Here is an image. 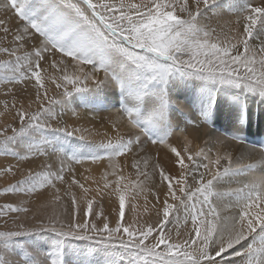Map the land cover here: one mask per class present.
Here are the masks:
<instances>
[{"label":"snow or ice","instance_id":"1","mask_svg":"<svg viewBox=\"0 0 264 264\" xmlns=\"http://www.w3.org/2000/svg\"><path fill=\"white\" fill-rule=\"evenodd\" d=\"M0 17V85L19 121L0 128V155L48 161L0 195L49 193L41 207L64 209L26 227L10 214L29 207L0 205V218L12 219L0 230V264H74L71 240L89 242L76 264H264V167L255 175L257 164L228 150L248 145L254 119L264 122V0H0ZM20 83L33 90L27 108L17 107ZM109 88L120 94L112 135L96 142L87 128L61 126L55 105L92 94L93 110H107ZM190 131L203 144L193 148ZM149 145L166 150L173 170ZM248 151L264 165V142ZM85 162H106L99 179L84 177L94 189L77 178ZM105 196L118 204L114 224L94 206ZM81 201L92 220H77ZM48 233L47 252L20 239Z\"/></svg>","mask_w":264,"mask_h":264},{"label":"bare ground","instance_id":"2","mask_svg":"<svg viewBox=\"0 0 264 264\" xmlns=\"http://www.w3.org/2000/svg\"><path fill=\"white\" fill-rule=\"evenodd\" d=\"M94 2H95V0H94ZM228 2H230V0H228ZM253 2L256 3V2H258V0H253ZM0 18H2V17H0ZM230 18L235 19L234 16H230L227 13L223 16V19H230ZM12 23L14 24L15 21L13 20ZM18 85H19V87H18ZM18 85L15 86L14 95L17 97V101H19V103L21 101H23V103L27 106L29 94H31L33 92L31 85L30 84L26 85L25 83L18 84ZM24 86L26 87V89H24V91H22ZM51 93H54V92H51ZM115 93H116V89H114V88L107 89L106 95H104V97H103V108H105L107 110H99V111L93 110L96 108L97 98H95L92 94H83V96L80 95V98H83L80 101H78L79 97L75 96V99L72 100V102L70 104H67V103L63 104V108L67 107V109H65V114L60 115V116H62L61 118L65 123H67V124L71 123L73 125V127H82V128L89 129L92 133V136L90 137V139L94 140L96 142H99V141L105 139L104 134L106 132L108 133V135H112V133L110 131L109 121H110V119H114L117 113H116V109L110 103V98ZM49 95H50V93H49ZM33 107H36V105H33ZM56 110L57 109L55 108V111ZM73 110H75V112L78 114L77 116L72 115ZM255 110L257 112H259V108L255 109ZM0 113H1V116L2 115H3V117L6 116L5 118H8V115L10 117L12 116L11 111L5 112V110H2ZM245 134L249 140L248 145L241 147V146H238L235 144H230L228 150L232 151L234 153V155H239L241 152H244L245 156H244V159L242 162L245 164H257V171L255 172V175H260L262 173L259 171V169L264 167V165H261L258 163L261 160V156H260L258 151L249 153L248 150L252 147V145L256 141L264 142V122H261L258 119H254L253 123L251 125V128L246 130ZM196 135L197 134L194 132H191V131L189 132V137L191 139H193V148H195V146L197 144H203L204 139H206V137L202 138V139H196L195 138ZM170 141L172 144L177 145L179 147L183 142V138L179 135H176V136L171 137ZM148 151L153 157H155L157 152H159V162L161 163V165L168 170H173V165L170 162L172 158L170 155L165 154L166 150L164 148L153 147V146L149 145ZM213 151H215V148L213 149ZM54 159H55V157H53V160ZM1 162L2 163L5 162V158L0 157V163ZM37 162L39 163V160H37ZM123 162H124L123 159H121V163H123ZM130 163H131V161L129 160V164ZM30 164L31 163H29V165ZM97 165L98 164H92L91 162H85L82 165H79L80 169L78 168V166L75 165V169H77V171L79 172V174H76V175H77L78 179L82 183L85 184L86 187H90L93 189L96 187V185L93 184L91 180L85 181L84 177L90 175L92 177H96L97 179H99V175L103 171V169ZM86 167H89V168L85 169ZM86 170H91V171L89 172ZM125 171H126V173H128V172H133L134 170H132L129 167ZM17 173H19V172H17ZM109 178L114 179L113 177H109ZM157 179H158V177H157ZM74 190L77 192V194L79 196L80 190L78 188H76ZM149 200L153 203L155 202L154 197L149 196ZM162 200H163V196H161V201ZM134 202L138 203L141 206L140 212H141L142 218H147L146 214L143 213V205H144L143 196H140L138 201H134ZM117 205L118 204L115 203V197H112L111 200L109 199L108 196H105L103 198V206L105 208V211L107 209L113 210L114 208L117 207ZM109 211H108V213H109ZM111 212H110V215H111ZM112 214H114V213H112ZM126 214L128 216V219L131 220L132 219V213L130 211H128V208H127ZM113 216L115 217L116 215L114 214ZM112 217L110 218L111 221H112ZM151 219H153V220L156 219L154 212L151 216ZM188 227L189 228L191 227L190 223H189ZM181 230L182 231L184 230L183 226H181Z\"/></svg>","mask_w":264,"mask_h":264},{"label":"rangeland","instance_id":"3","mask_svg":"<svg viewBox=\"0 0 264 264\" xmlns=\"http://www.w3.org/2000/svg\"><path fill=\"white\" fill-rule=\"evenodd\" d=\"M225 2L228 3V0H225ZM20 84H23V83H20ZM8 87H12V85H9ZM18 87H19V85H18ZM52 87L53 88L49 92L50 93L49 96L53 97V98H56L55 86L53 85ZM24 89H26L25 86L23 87L22 91H24ZM51 92H54V93H51ZM75 96L79 97L78 101L83 99V98H80L79 94H77ZM65 99L67 100V99H70V98H65ZM119 99H120V94H119V91L116 89V93L114 95H112L111 98H110V103L115 109L119 107ZM5 100H7L8 106H9V111H11V115L13 116L14 110L11 109L12 102H13V97H11V95H8V96L4 95V87L2 85H0V112L2 110H5V108H4ZM71 102H69L67 104H70ZM45 103H47V102H45ZM19 104H20L19 101H17V107H19ZM24 106H25V108H27V106L25 104H24ZM55 108L57 109L55 111L57 113V116L60 117L59 119L61 121L60 122L61 126H64L66 124V125H69L70 127H73V125L71 123H69V124L65 123L62 120V118H61L62 116H60V115L65 114V109H67V107L63 108V105L57 104V105H55ZM33 109H35V107H33ZM5 112H7V111L5 110ZM12 116L10 117L8 115V118H5L6 116L3 117V115L1 116V113H0V128H3L8 123H12L14 126L18 127L19 126V121L18 120L17 121H13L12 120ZM8 134L9 135L11 134V129L8 130ZM0 157L1 158H5V162H3V163L1 162L0 163V169L7 168L9 165L12 166V171L11 172L4 173L3 171H0V190H3L4 188L8 187L9 185L16 183L18 180H20L22 178L23 175H25L27 173V171L29 169H32L34 171H39L41 169L42 163H47L48 162L45 157H34V158H32L31 161H17L13 157L5 156V155H0ZM37 160H39V163L37 162ZM29 163H31V164L29 165ZM76 166H78V168H79V165H76ZM97 166L101 167L104 170V168L106 167V162L103 165L98 164ZM88 168L89 167H86L85 169H88ZM75 170H76V174H79L77 169H75ZM17 172H19V173H17ZM67 179L70 181L71 178L67 177ZM50 199H51V197H50L49 193H44L42 195L32 194L31 196L25 195L23 193H7V194L0 195V205L5 204V203H13V204H15L17 206L29 207L31 209V211L27 214V216H25L24 213H18V214L17 213H13V214H10V216L11 217L18 216L19 217V221L18 222H23L26 227H32V226H34L37 223L38 220H44L45 222H47V218L50 215H52L54 211L58 212V213H63L64 209H63V207H60V206L50 205L47 208H42L41 207V204L46 203L47 200H50ZM65 203L68 204L69 211H71L70 202L67 201V198H65ZM94 206H95L97 211H100V209L102 207L105 215L109 216L111 211H112L111 215H110L111 217L115 214V212H113V210H110V209H107L105 211V208L103 206V200L101 201L99 197L96 198V203H95ZM86 208H87L86 203L81 201L80 204H79V214L77 216V220L78 221L83 222V220L86 219V218L88 220H92L93 219L91 214H89L88 217L84 216L83 213H84V210ZM116 208L118 209V205H117ZM108 211H109V213H108ZM126 212H127V202H126ZM112 213H114V214H112ZM33 217H35V219H33ZM115 218H117V217L116 216L112 217V223L113 224H114V222L116 220ZM5 219L8 220V227L12 226V219L11 218L2 217V218H0V230L4 229V220ZM64 219L67 220L68 216L65 215ZM51 235H52L51 233H48L43 238L33 236V237H21L20 239L22 241H27L29 243H32V244L36 245L43 252H47L48 251L47 236H51ZM88 244H89V242H87V241L81 242V241L71 240V246H72L73 249L76 250V253H77V255L75 257H73L74 264H76V261L78 259H84V256H82L81 253L89 251ZM10 259H12L15 262V264H19V259H20L19 257L13 256V257H10ZM88 259L102 260L103 256H102V254L98 253L95 257L89 256Z\"/></svg>","mask_w":264,"mask_h":264}]
</instances>
